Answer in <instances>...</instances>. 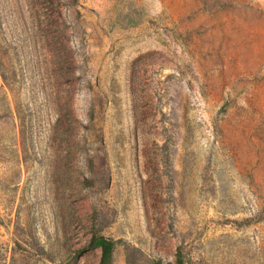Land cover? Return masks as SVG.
Here are the masks:
<instances>
[{
  "label": "rangeland",
  "instance_id": "rangeland-1",
  "mask_svg": "<svg viewBox=\"0 0 264 264\" xmlns=\"http://www.w3.org/2000/svg\"><path fill=\"white\" fill-rule=\"evenodd\" d=\"M264 264V0H0V264Z\"/></svg>",
  "mask_w": 264,
  "mask_h": 264
},
{
  "label": "trees",
  "instance_id": "trees-1",
  "mask_svg": "<svg viewBox=\"0 0 264 264\" xmlns=\"http://www.w3.org/2000/svg\"><path fill=\"white\" fill-rule=\"evenodd\" d=\"M89 247H101L102 255L99 264H113L115 249V242L113 239L102 235L93 234L90 240Z\"/></svg>",
  "mask_w": 264,
  "mask_h": 264
}]
</instances>
